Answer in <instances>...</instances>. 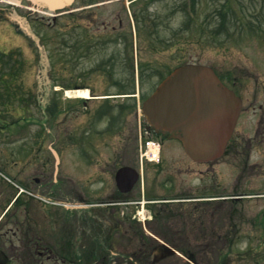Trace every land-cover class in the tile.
I'll return each mask as SVG.
<instances>
[{
	"label": "flooded vegetation",
	"instance_id": "flooded-vegetation-1",
	"mask_svg": "<svg viewBox=\"0 0 264 264\" xmlns=\"http://www.w3.org/2000/svg\"><path fill=\"white\" fill-rule=\"evenodd\" d=\"M156 1L72 0L68 13L72 51L85 48L80 54L92 56L96 48L109 50L104 60L91 67L88 74L78 79L79 82L70 84L75 91L88 90V95L70 97L69 102L63 104L64 96L68 97L65 85L53 80V99L48 104L37 96V110L31 108L34 106L31 103L25 108V102L20 110L13 112L0 109V264H82L79 262L83 259L86 264H94V261L165 264L175 263V258H184V264H194L204 258L209 261V252L222 241L219 215L222 210L229 211L224 203L244 198H262L264 201V126L251 127L250 133H246L238 131V123L224 155L231 153L244 162L236 175L238 183L247 180L250 185L257 181V187L262 188L222 195L217 191L222 184L220 173L215 179L201 174L198 191L194 194L183 190L168 201H148L154 204L151 206L153 216L146 225L159 236L147 238L140 234V229L133 230L134 237L129 229L127 232L125 227L128 222L132 223L134 211H127L126 202L133 199L138 207L140 202L136 200L141 196V190L137 181L128 192L124 191L128 182L122 178L119 184L116 174L122 165L135 167L139 164L137 157L125 163L121 148L126 141L137 143L141 107L147 97L140 93L142 62L135 56L143 20L137 18L134 4L145 3L147 8ZM61 17L62 13L44 14L35 19L47 18L49 21L44 23L56 27ZM10 26L19 30L14 21ZM129 51L131 57L127 56ZM229 78L222 76L225 84L239 93L236 82L231 85ZM131 86L134 91H127ZM110 89L118 92L108 93ZM110 100L119 104H110ZM6 105H9L8 101ZM259 119L260 123L264 120L263 114ZM158 137L163 143L168 140L167 135ZM79 150H86L88 154L90 172L85 175L86 181L101 176V181H105L102 189L87 191L79 185L77 172L72 167V164H78ZM121 159L123 162L120 163ZM111 162L116 169L109 167ZM206 164L209 163L201 165ZM105 165L107 168H103ZM111 180L115 185L111 186ZM79 203L89 204L80 206ZM261 212L259 219L264 229V208ZM81 215V221L88 225L101 223L100 231H106V238L88 228L78 247ZM179 215L180 222L175 223L173 220ZM231 215L229 213L227 217L232 218ZM256 218L255 215L252 217V223ZM195 221L201 228L198 240L202 254L189 249L180 253L176 246L193 243L191 235L195 232ZM156 222L167 224V234L154 227ZM116 243L117 251L112 250ZM258 244L264 246V232ZM168 247L173 248V252ZM224 260L227 261L224 264H232L227 253L219 254L216 264Z\"/></svg>",
	"mask_w": 264,
	"mask_h": 264
},
{
	"label": "rangeland",
	"instance_id": "rangeland-1",
	"mask_svg": "<svg viewBox=\"0 0 264 264\" xmlns=\"http://www.w3.org/2000/svg\"><path fill=\"white\" fill-rule=\"evenodd\" d=\"M9 1L20 6L0 1V52L9 53V55L0 53V109L13 112V110H20L22 102H25V108L31 103L34 104L31 108L37 110L35 102L37 96L47 101V104L52 101L53 80L62 83L65 88L72 87L70 84L79 82L78 79L88 74L91 67L104 60L109 50L102 47L96 48L92 56H87L86 53L80 54L85 51V48L74 52L71 49L72 32L68 13L63 14L54 27L53 24L44 23L49 21L47 18L41 21L35 19L41 13L35 12L34 10L38 8L30 6L27 0L22 3ZM224 2L225 0H157L147 8L144 6L145 3L135 2L137 18L143 20L140 22L135 54L137 60L142 62L140 93L143 96L150 94L162 76L182 63L197 62L211 65L219 74L229 76L232 81L228 82L231 85H235L234 81L236 82V88L244 101L243 116L239 120L238 131L250 133L256 126H264V120L260 123L259 119L260 114L264 116V0H233L231 1L233 10L224 8L227 14L222 16ZM29 8L34 10L30 13ZM24 19L27 22L29 20L36 39L25 33ZM8 21H15L19 30H14ZM222 21L223 27H221ZM129 40L131 42L130 37ZM39 43L43 45L44 51L39 48ZM131 53L127 52V56L131 57ZM133 88L134 86L127 87L126 90L134 91ZM110 92L118 91L110 89ZM69 99L64 96L62 103L69 102ZM110 104L119 103L110 100ZM121 152L125 154V163L132 162L133 157L138 158L136 141L133 143L126 141L125 145H122ZM77 153L78 164H72V167L77 172V180H81L79 185L87 191L102 189L105 181H101V176L96 177L98 180L86 181L85 176L79 175L90 172V167L86 150L83 153L79 151ZM238 158L228 153L217 161L200 165L189 158L178 140H168L163 144L162 161L159 164L145 163L142 168L140 162L138 164L145 181V199H169L174 195L179 196L183 190L194 194L198 191L201 174L209 179H215L217 173H220L222 184L217 191H220L222 195L230 191L262 188L257 187L259 186L257 181H252L250 185L247 180L242 183L237 182L236 175L242 170L244 163L238 161ZM109 167L117 168L113 166V162ZM111 184V186L115 185V181L113 183L111 180ZM251 186L256 187L251 188ZM88 194L91 195V192ZM90 201L93 200L90 199ZM152 205L148 202L140 205L139 208L142 206L144 210L151 211ZM224 206L232 212L226 213V210H222L219 215L221 243L209 252V261L204 258L194 264H216L218 255L223 256L225 253L227 258L232 259V264H264L262 258L264 246L258 244L264 232L263 223L259 219L264 208L262 198H244L233 203H229L228 200ZM126 209L135 211L138 208L134 204H127ZM229 213L233 214L232 218L227 217ZM254 215L257 218L252 223ZM180 216L173 221L180 222L178 219ZM82 218L83 215L79 217L78 247L81 243L80 238L87 234L85 232L88 228L95 229V234L99 233L101 237L106 238V231H100L101 223L88 225L87 222L81 221ZM128 223L129 225L125 228L127 232L129 229V233L134 236L132 232L136 228L135 224H130L131 221ZM136 224L137 228H140L138 225L141 224L148 234L153 232L149 225L143 226V223L138 220ZM154 227L163 231V234H167L166 223L156 222ZM194 228L195 232L191 235L193 243L189 246H176L178 249L175 247L180 253L189 249L202 254V246L199 245L198 240L201 233L198 221H195ZM252 238L253 241H251ZM115 239L118 238L115 237ZM126 244L127 242L125 246ZM117 247L118 245L114 246L112 250L117 251ZM249 248L252 249L251 252ZM175 259L177 260L175 263L165 262V264H184L182 262L184 258ZM226 262L224 260L221 264Z\"/></svg>",
	"mask_w": 264,
	"mask_h": 264
},
{
	"label": "water",
	"instance_id": "water-1",
	"mask_svg": "<svg viewBox=\"0 0 264 264\" xmlns=\"http://www.w3.org/2000/svg\"><path fill=\"white\" fill-rule=\"evenodd\" d=\"M34 1L58 9L71 0ZM242 107L241 97L221 81L211 66L186 63L161 81L144 101L142 111L148 129L178 138L194 161L210 162L224 154ZM122 178L129 185L125 190H129L138 172L123 166L117 172L119 184Z\"/></svg>",
	"mask_w": 264,
	"mask_h": 264
},
{
	"label": "built area",
	"instance_id": "built-area-1",
	"mask_svg": "<svg viewBox=\"0 0 264 264\" xmlns=\"http://www.w3.org/2000/svg\"><path fill=\"white\" fill-rule=\"evenodd\" d=\"M149 154L150 158H156L158 156V146L154 142H148V151L146 152Z\"/></svg>",
	"mask_w": 264,
	"mask_h": 264
},
{
	"label": "trees",
	"instance_id": "trees-1",
	"mask_svg": "<svg viewBox=\"0 0 264 264\" xmlns=\"http://www.w3.org/2000/svg\"><path fill=\"white\" fill-rule=\"evenodd\" d=\"M231 1H233V0H225L224 5H223L222 10H221L222 16H225L227 14V11H224V8H226L229 11L233 10V8H232L233 4L231 3ZM223 25H224V22L222 21L221 27H223Z\"/></svg>",
	"mask_w": 264,
	"mask_h": 264
},
{
	"label": "bare ground",
	"instance_id": "bare-ground-1",
	"mask_svg": "<svg viewBox=\"0 0 264 264\" xmlns=\"http://www.w3.org/2000/svg\"><path fill=\"white\" fill-rule=\"evenodd\" d=\"M1 1V0H0ZM81 95H83V96H87L88 95V92L87 91H82L81 92Z\"/></svg>",
	"mask_w": 264,
	"mask_h": 264
}]
</instances>
